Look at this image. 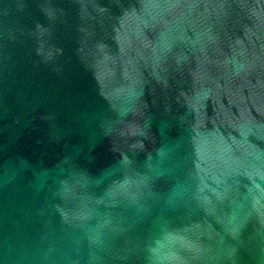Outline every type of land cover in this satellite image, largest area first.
Returning a JSON list of instances; mask_svg holds the SVG:
<instances>
[{
	"label": "water",
	"instance_id": "obj_1",
	"mask_svg": "<svg viewBox=\"0 0 264 264\" xmlns=\"http://www.w3.org/2000/svg\"><path fill=\"white\" fill-rule=\"evenodd\" d=\"M0 264H264V0H0Z\"/></svg>",
	"mask_w": 264,
	"mask_h": 264
}]
</instances>
